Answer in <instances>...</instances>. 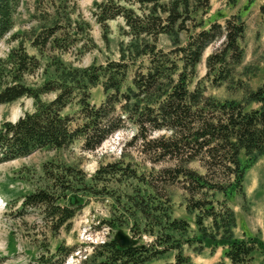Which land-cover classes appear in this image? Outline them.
<instances>
[{
  "label": "trees",
  "instance_id": "obj_1",
  "mask_svg": "<svg viewBox=\"0 0 264 264\" xmlns=\"http://www.w3.org/2000/svg\"><path fill=\"white\" fill-rule=\"evenodd\" d=\"M22 1L0 0V41L13 30ZM123 1L102 0L93 11L105 35L110 20H124L130 40L120 44L116 59L73 66L60 58L94 47L88 46L90 23L73 18L72 0H48L51 12L38 30L14 33L18 45L0 58V105L33 100L32 110L0 123V164L75 144L94 152L117 132L131 131L119 158L90 175L77 164L45 161L43 183L22 195L18 213L38 210L45 238L57 237L71 230L89 200L107 202L109 216L96 226L108 232L93 245L97 264H152L169 254L173 260L165 264H192L185 248L204 245L222 246L232 264H255L256 252L264 258V240L235 235L229 200L245 197L246 170L264 154V84L245 89L241 99L206 93V81L242 85L233 77L245 57V21L233 13L223 23H207L211 0ZM162 36L171 47L160 44ZM215 44L198 78L197 66ZM40 75L41 82L28 81ZM95 88L102 90L99 101ZM171 187L184 192L196 231L173 214ZM118 230L133 239L130 246L116 239ZM45 247L49 255L37 264H64L74 249Z\"/></svg>",
  "mask_w": 264,
  "mask_h": 264
},
{
  "label": "rangeland",
  "instance_id": "obj_2",
  "mask_svg": "<svg viewBox=\"0 0 264 264\" xmlns=\"http://www.w3.org/2000/svg\"><path fill=\"white\" fill-rule=\"evenodd\" d=\"M102 0H72L75 3L78 15L85 18L91 26L90 35L94 45L91 51L82 55L73 51L60 56V58L73 66H86L92 62H103L106 58H118L119 46L122 42L130 40L125 34V23L122 18L109 21V30L105 35L103 28L93 17L96 2ZM123 3L124 1L121 0ZM264 0H211V10L206 16L209 21L224 22L233 13H239L246 23V35L244 40L245 57L235 69L234 79L243 80L239 88L223 85L216 87L206 81V93L218 99H241L245 89H256L264 84V14L261 7ZM51 9L48 0H23L15 16L13 30L0 41V58L6 57L12 47L19 41L13 40L12 35L17 32H30L38 30L48 17ZM184 38V37H182ZM160 44L166 48L171 47L169 37L162 36ZM217 47L209 46L197 66L198 78L206 73V58ZM45 76L30 77L29 82H41ZM102 98L101 88L93 90V99L99 101ZM33 109L31 98H20L14 102L0 105V123L4 120L15 121L26 111ZM131 137L130 130H123L111 136L94 152H84L78 144L68 150L48 151L41 150L28 157L7 161L0 164V196L3 204H0V264H37L39 256L49 255L58 246L73 247V252L68 256L64 264H97L92 259L93 245L107 238V229H96L101 218L109 216L107 202L95 199L89 200L72 220V228L69 231L62 230L57 237L45 238L42 217L38 210H31L23 215L18 213L22 195L32 192L43 183L42 164L45 161L56 159L71 164H77L89 175L102 162L113 161L119 158L124 143ZM134 159L136 155L132 153ZM243 163L247 157L241 156ZM245 197L234 194L229 203L236 212L237 237H257L264 240V154L258 156L256 162L246 170L244 178ZM173 203V214L189 220L191 228L197 230L194 222V214L187 212L185 208L184 192L177 188H169ZM79 200L75 198L74 202ZM148 239V238H146ZM185 252L191 257L192 264H232L225 256L222 246L214 251L204 245L201 249L185 248ZM255 253V264H264V258ZM173 255L169 254L152 264H165L172 261Z\"/></svg>",
  "mask_w": 264,
  "mask_h": 264
},
{
  "label": "water",
  "instance_id": "obj_3",
  "mask_svg": "<svg viewBox=\"0 0 264 264\" xmlns=\"http://www.w3.org/2000/svg\"><path fill=\"white\" fill-rule=\"evenodd\" d=\"M116 239L120 242L122 246H130L133 243V239L125 234L122 230H118L116 233Z\"/></svg>",
  "mask_w": 264,
  "mask_h": 264
},
{
  "label": "bare ground",
  "instance_id": "obj_4",
  "mask_svg": "<svg viewBox=\"0 0 264 264\" xmlns=\"http://www.w3.org/2000/svg\"><path fill=\"white\" fill-rule=\"evenodd\" d=\"M3 199L1 198V196H0V204H3Z\"/></svg>",
  "mask_w": 264,
  "mask_h": 264
}]
</instances>
